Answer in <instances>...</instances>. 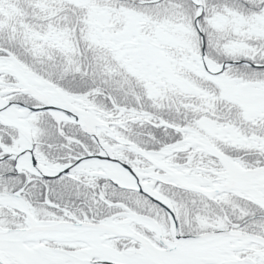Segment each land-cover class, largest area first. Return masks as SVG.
<instances>
[{"label":"snow or ice","instance_id":"1","mask_svg":"<svg viewBox=\"0 0 264 264\" xmlns=\"http://www.w3.org/2000/svg\"><path fill=\"white\" fill-rule=\"evenodd\" d=\"M0 264H264V0H0Z\"/></svg>","mask_w":264,"mask_h":264}]
</instances>
